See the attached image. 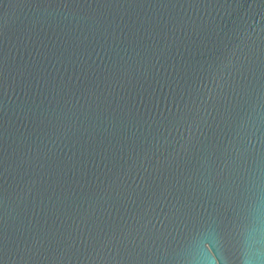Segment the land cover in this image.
Here are the masks:
<instances>
[{
  "label": "water",
  "instance_id": "water-1",
  "mask_svg": "<svg viewBox=\"0 0 264 264\" xmlns=\"http://www.w3.org/2000/svg\"><path fill=\"white\" fill-rule=\"evenodd\" d=\"M0 264H264V0H0Z\"/></svg>",
  "mask_w": 264,
  "mask_h": 264
}]
</instances>
